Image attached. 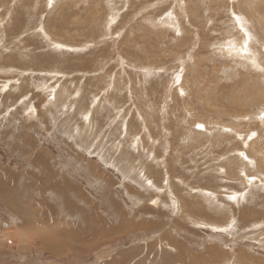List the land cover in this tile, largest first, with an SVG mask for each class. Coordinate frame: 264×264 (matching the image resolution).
<instances>
[{
	"label": "rangeland",
	"instance_id": "374dc122",
	"mask_svg": "<svg viewBox=\"0 0 264 264\" xmlns=\"http://www.w3.org/2000/svg\"><path fill=\"white\" fill-rule=\"evenodd\" d=\"M0 264H264V0H0Z\"/></svg>",
	"mask_w": 264,
	"mask_h": 264
},
{
	"label": "bare ground",
	"instance_id": "6f19581e",
	"mask_svg": "<svg viewBox=\"0 0 264 264\" xmlns=\"http://www.w3.org/2000/svg\"><path fill=\"white\" fill-rule=\"evenodd\" d=\"M236 22L238 23L239 21L237 20ZM237 23H236V24H237ZM239 23H240V22H239ZM240 24H241V23H240ZM240 24H239V25H240ZM242 24H243V23H242ZM237 25H238V24H237ZM242 26H243V25H242ZM242 26H241V27H242ZM238 27H240V26H238ZM43 29H44V28H43ZM241 29H242V28H241ZM242 31H244V33H243V34H244V37H242L241 40H239V38H236V39H237V40H236L237 43L235 42L236 45L239 46V49L242 47V45H243V47L245 46V47L247 48V43H246L247 40H246V38H245V37H246V36H245V31H246V30L242 29L241 32H242ZM53 32H54V31H53ZM53 34H54V33H53ZM56 36H57V35H56ZM247 37H248V32H247ZM234 39H235V38H234ZM234 41H235V40H234ZM238 43H239V44H238ZM232 44H233V42H232ZM232 48L234 49L233 52H234V51H238V49H236V48H238L237 46H236V48H234V47L232 46ZM246 48H245V49H246ZM245 49H244V51H246ZM247 49H248V48H247ZM242 50H243V49H242ZM229 52H230V51H229ZM231 52H232V49H231ZM231 52H230V53H231ZM238 53H239V52H237V54H238ZM243 53H244V52H243ZM239 54H240V53H239ZM239 54H238V56H239ZM244 54H245V53H244ZM247 54H248V52H247ZM245 55H246V54H245ZM251 57H252V58H251ZM251 57H249V59H254V60H256V59H255V57H256L255 55H254V56H251ZM254 62H255V61H254ZM254 62H253V63H254ZM66 198H67V197H66ZM163 238H164V237H163ZM164 239H165V238H164ZM171 241H172V240H171ZM172 242H173V241H172ZM171 244H172V243H171ZM177 250H178V248H177ZM210 250H212V249H210ZM178 251H180V250H178ZM212 251H213V250H212ZM212 251H210V252H212ZM181 252H182V251H181ZM182 253H183V252H182ZM214 253H215V251H213V254H214ZM179 254H180V253H179ZM186 255H187V253H186ZM176 256H177L176 258H177V260H178V255H176ZM195 256H196V255H195ZM180 258H181V257H180ZM180 258H179V259H180ZM195 258H196V257H195ZM195 258H194V260H195ZM197 258H198V257H197ZM167 259H168V258H167ZM192 259H193V258H192ZM199 259H200V258H199ZM197 260H198V259H197ZM174 261H175V260H174ZM179 261H180V260H179ZM201 261H202V260H201ZM245 261H246V260H245ZM245 261H244V262H245ZM160 262H161V261H160Z\"/></svg>",
	"mask_w": 264,
	"mask_h": 264
},
{
	"label": "water",
	"instance_id": "95a60500",
	"mask_svg": "<svg viewBox=\"0 0 264 264\" xmlns=\"http://www.w3.org/2000/svg\"><path fill=\"white\" fill-rule=\"evenodd\" d=\"M201 128V127H200ZM249 180H252L251 178H248Z\"/></svg>",
	"mask_w": 264,
	"mask_h": 264
}]
</instances>
